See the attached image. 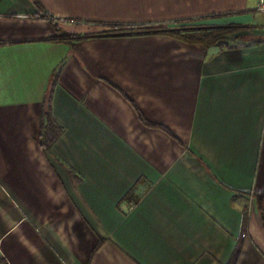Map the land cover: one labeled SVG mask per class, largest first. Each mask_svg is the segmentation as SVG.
Masks as SVG:
<instances>
[{
	"label": "crops",
	"instance_id": "1",
	"mask_svg": "<svg viewBox=\"0 0 264 264\" xmlns=\"http://www.w3.org/2000/svg\"><path fill=\"white\" fill-rule=\"evenodd\" d=\"M258 1L0 0V262L230 264L238 250L234 264H264ZM230 17L259 41L54 40L53 25L79 36ZM54 76L63 133L46 154L39 131Z\"/></svg>",
	"mask_w": 264,
	"mask_h": 264
},
{
	"label": "trees",
	"instance_id": "2",
	"mask_svg": "<svg viewBox=\"0 0 264 264\" xmlns=\"http://www.w3.org/2000/svg\"><path fill=\"white\" fill-rule=\"evenodd\" d=\"M34 4L36 3L34 2ZM43 18H46V17H43ZM109 25H110L109 26L110 28L111 27L113 28L112 31L115 29H125L129 27L133 29L140 28V27L134 26L133 24L114 23V24H109ZM53 28L55 31V37H54L55 41L70 43L69 34H66L63 31H61V29L58 28L56 25H53ZM238 29L242 30V29H252V28H247V26H244V27L209 26V27H200V28H194V29H186V28L184 29H181V28H178V29H150V30L135 29L129 32H108L107 31L101 34H93V35L85 34L83 36H77L75 38V41H82V40L90 39L93 37H138V36H147V35H160V36H167L171 38L182 39L186 41L187 43L199 44L203 48L208 49L212 47H218L222 44H226L228 43L229 40L249 42V40H245L242 37H234L230 39L231 35H235V33H238L237 32ZM187 31H190L192 35L183 34L185 32L187 33ZM55 84H56V77L54 76L52 78L50 87L45 97L46 109L44 110V113L41 118V123H40L39 145H40V149L46 154L51 153L52 146L63 133L62 126H60L55 121V119L52 116L51 108H50L52 91H53V87L55 86ZM140 119L142 120V118ZM152 127H155V126L152 125ZM125 199L129 200L130 195L129 194L126 195ZM255 206H256V212L259 218L260 226L264 233V192L256 198ZM237 256H238V250H236V252L234 253L230 264L235 263ZM0 264H3V262H0Z\"/></svg>",
	"mask_w": 264,
	"mask_h": 264
},
{
	"label": "rangeland",
	"instance_id": "3",
	"mask_svg": "<svg viewBox=\"0 0 264 264\" xmlns=\"http://www.w3.org/2000/svg\"><path fill=\"white\" fill-rule=\"evenodd\" d=\"M256 13V12H255ZM224 25L225 26H240V27H244L245 25H242V23H244V18L242 17H230L228 19H225L224 21ZM100 25V24H98ZM134 26H137V27H140V28H135V29H139V30H150V29H166L165 27H161V26H155V25H134ZM102 27V26H101ZM104 28H106L105 26H103ZM179 28L181 29H184L185 26H178ZM247 28H253V27H249L247 26ZM112 27L110 28L109 27V30L108 32H129L131 30H135L131 27L129 28H125V29H115L112 31ZM253 30L252 29H242V30H239L238 29V33H235V35H231L230 36V39L234 38V37H242L243 39L245 40H249L250 43H254L256 42L257 40L260 39L259 35L257 32H252ZM104 32H107V31H104ZM103 33V32H101ZM99 33V34H101ZM69 41H75V38L77 37L76 35H69ZM79 36H83L82 35H79ZM264 39V37H263ZM241 42L240 41H232V40H229L228 43H226L225 45L229 48H233L235 46H237L238 44H240ZM223 45V44H222ZM261 154H262V158L264 159V138L262 140V145H261ZM252 198L250 197L248 203H247V208H245V212H244V223H246V221H248V218L250 216V213H251V210H252V207H253V203H252Z\"/></svg>",
	"mask_w": 264,
	"mask_h": 264
},
{
	"label": "built area",
	"instance_id": "4",
	"mask_svg": "<svg viewBox=\"0 0 264 264\" xmlns=\"http://www.w3.org/2000/svg\"><path fill=\"white\" fill-rule=\"evenodd\" d=\"M255 12L264 18V0H259Z\"/></svg>",
	"mask_w": 264,
	"mask_h": 264
}]
</instances>
